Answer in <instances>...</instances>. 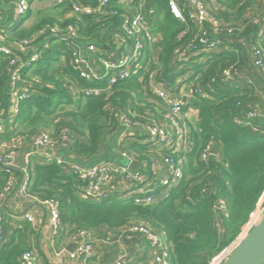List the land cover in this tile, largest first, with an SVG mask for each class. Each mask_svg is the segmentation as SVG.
I'll use <instances>...</instances> for the list:
<instances>
[{"label":"trees","instance_id":"trees-1","mask_svg":"<svg viewBox=\"0 0 264 264\" xmlns=\"http://www.w3.org/2000/svg\"><path fill=\"white\" fill-rule=\"evenodd\" d=\"M19 1L0 0V11L5 14L0 24L2 43H21L51 27L65 30L72 26L82 41L94 43L99 51H109L106 46L114 45L125 15L117 2L105 7L107 15H77L73 13L74 1L96 9L100 0H62V3L52 0V6L60 13L44 16L39 11L38 21L24 28L36 0H27L28 13L16 21ZM179 1L186 8L189 0ZM203 1L208 21L202 26L190 21V11H185L186 22L176 19L168 0H155L150 9H144L160 36L153 50L147 51L148 59L156 56L159 60L158 65H151L150 72L157 70L160 79L171 87L177 86L179 79L187 78L189 86L206 91L205 97L189 102L184 108L185 112L195 111L197 119L186 117L193 146L188 153L179 155L186 162L182 179L151 206H138L118 196L91 202L83 198L78 176L65 165L54 160L30 161L28 198L39 202L57 200L61 205L62 228L57 240L71 239L87 230L102 244L109 238L118 240L122 236L124 245L146 249L145 236L125 232L133 224L143 223L164 238L170 264H210L238 239L250 221L264 194V70L255 65V50H264L260 26L264 0ZM113 11L117 14L112 15ZM62 18L66 21L62 22ZM214 22L219 24L217 31ZM230 30H234L232 34ZM203 32L212 35L217 45L199 59L180 63L179 52L191 43H198ZM48 33L38 40L42 44L40 60L23 71L33 95L24 101L16 123L7 128L24 129L33 141L42 133H50L68 152L93 162L105 154L126 151L146 164L144 173L156 176L154 166L170 155L168 150L138 132L119 145H113L112 141L122 132L117 119L120 112L135 122L146 123L163 120L160 113L167 114L169 108L150 91V72L142 74V79L140 75L120 81L106 94L77 96L71 90L74 83L80 82L74 47L58 38L46 42ZM11 61V56L0 55V103L7 98ZM231 67L236 72L223 82L224 71ZM213 78H217L216 84H212ZM2 111L4 106L0 105V118ZM250 111L258 112V116L249 121L246 117ZM207 145H213L218 154L203 161L201 154ZM13 179L14 173L0 168V193ZM221 200L226 201L227 209L216 211ZM1 212L4 221L0 264H21V256L35 249L36 230L27 221L14 224L9 214ZM140 254L135 251L132 260H141Z\"/></svg>","mask_w":264,"mask_h":264},{"label":"built area","instance_id":"built-area-1","mask_svg":"<svg viewBox=\"0 0 264 264\" xmlns=\"http://www.w3.org/2000/svg\"><path fill=\"white\" fill-rule=\"evenodd\" d=\"M62 3V0H58ZM155 0H100L98 8L84 6L73 2V13L77 15H92L95 13L107 15L105 7L112 2L117 4L125 11L124 21L121 24L120 32L116 34V41L113 46H106L109 51H99L97 46L91 42H84L78 31L70 26L65 30L59 27H51L49 30L41 32L39 36L32 40H24L21 43L5 44L0 42V55L11 56V74L8 81L7 98L0 105L4 106L0 118V136L6 132L7 126H13L21 114L24 101L30 98L33 93L29 91L31 84L23 77L25 68L34 66L41 57L39 39L49 32L44 40L58 38L74 47V63L79 74V81L71 87L77 96L93 97L106 94L111 91L120 81L130 80L145 72H150L151 65H158V57L148 59L147 51L153 50L157 43L158 34L155 33L154 24L144 9L147 4ZM15 19L20 20L29 11L27 0H20L16 4ZM168 6L172 15L186 22L185 11L189 12V19L198 26L204 25L208 21L206 3L203 0H189L187 7L184 8L179 0H168ZM150 9V8H149ZM128 12V13H126ZM116 15L117 12H111ZM68 18V17H66ZM5 20V14L0 11V24ZM65 22L62 18V22ZM261 35H264V15L260 20ZM216 29L219 24L214 22ZM234 30H230L232 34ZM207 32H203L198 43H191L185 50L179 52L178 61L187 63L193 59H199L205 53L210 52L216 45L217 40L211 38ZM46 44V43H45ZM17 48V49H16ZM256 67L264 70V50H255ZM236 70L231 67L224 71L222 81L227 82L232 78ZM187 78L179 79L178 85L171 87L164 79H160L159 72L154 70L149 74L148 85L150 91L158 96L169 108L167 114L160 113L163 120H154L150 123L135 122L123 112L117 114L119 125L122 129L119 144L134 133L143 134L149 142L156 143L162 149L168 150L170 155L162 157L157 166H154L156 176L144 173L146 164L138 171H132L130 164L137 161L126 151H119V162H101L91 167H84L77 164L59 162L65 168L74 172L82 183L81 190L83 198L91 202H103L113 196H118L121 200H130L138 206H151L156 203L158 197L169 192L184 175L186 165L185 159L179 156L181 153H188L193 146L191 130L186 122L197 116L192 109L185 112L184 108L189 102L196 101L199 97H205L206 91L203 88L189 86L185 81ZM217 78L212 79V84H216ZM81 83H85L87 87ZM76 96V97H77ZM256 111L247 113V120L255 119L258 114ZM192 122V121H191ZM241 123V121H238ZM59 145L50 133H42L34 139V146L37 149H45ZM213 145H207L201 154L203 161H208L212 154ZM139 162V161H138ZM0 168L12 174L18 169L17 151L15 146L7 145L5 149L0 148ZM27 174V170H22ZM30 179H23L19 194L28 198ZM14 182L11 180L4 190L0 193V201H3L13 190ZM39 202V201H38ZM46 207L49 213V226L53 237H58L61 232V205L57 200L40 202ZM264 194L262 195L256 211L252 214L250 221L243 228L238 239L226 247L221 253L216 255L210 264H225L234 250L239 246L248 233L260 223L264 216ZM216 211H225L227 203L221 200L215 207ZM24 220L35 224V218L31 214H26ZM4 217L0 210V240L3 238ZM133 234H141L146 237L148 242V253L153 258L155 264H170L168 247L164 238L152 231L148 225L135 223L125 231ZM123 237L118 240L104 241V244H123ZM76 244L74 252L70 254L72 259L84 257L91 260L95 256V237L87 230H81L73 237ZM21 264H39L36 251L25 252L21 256ZM116 264H129L125 256L117 259Z\"/></svg>","mask_w":264,"mask_h":264},{"label":"crops","instance_id":"crops-1","mask_svg":"<svg viewBox=\"0 0 264 264\" xmlns=\"http://www.w3.org/2000/svg\"><path fill=\"white\" fill-rule=\"evenodd\" d=\"M51 8L52 5L49 1L36 0L31 6L32 16L24 23L23 27L29 28L36 23L40 16L39 11H44V16L46 14L49 15L48 13L52 11ZM54 11L56 10L54 9ZM158 37L160 36L158 35ZM205 60H207V58H205ZM7 127L6 132L0 136V148L5 149L7 145L15 146L18 169L14 171V188L3 201H0V210L9 214L14 224L25 221L24 217L26 214H31L35 218V224H30L32 225V229L36 230L33 244L35 248L34 251H36L38 255L39 264H116L117 259L121 256H125L127 261L129 260V263L135 251L141 252V260L138 259L134 261L133 259V264H155L147 248L143 249L138 246L129 247L124 244H106L108 247H103L102 245L105 244H102L100 241H96L95 243V256L93 259L88 260L84 257L76 260L72 259L70 257L72 252H70L69 249H75L76 244L73 238H64L62 240H57V237L54 238L49 226V213L46 207L36 200L31 201L29 198L22 197L19 194V188L23 179L29 177L28 172L26 174L22 170L26 169L28 171L27 166L30 161L54 160L58 163L65 162L91 167L98 164V162H119L120 159L117 152L105 154L94 162L83 160L68 152L67 147L64 145L37 149L34 146L33 139L30 138V134L26 133V130L17 131L16 129L14 131ZM15 128H17V126ZM119 140L120 135L113 138V145H119ZM31 239L32 238H30V240Z\"/></svg>","mask_w":264,"mask_h":264},{"label":"water","instance_id":"water-1","mask_svg":"<svg viewBox=\"0 0 264 264\" xmlns=\"http://www.w3.org/2000/svg\"><path fill=\"white\" fill-rule=\"evenodd\" d=\"M150 7L151 3H148L147 8ZM212 154L214 156L218 154L216 148L212 149ZM141 168V162L135 161L130 164L132 171H138ZM73 250L74 248L69 249L70 252ZM225 264H264V216L242 240Z\"/></svg>","mask_w":264,"mask_h":264},{"label":"rangeland","instance_id":"rangeland-1","mask_svg":"<svg viewBox=\"0 0 264 264\" xmlns=\"http://www.w3.org/2000/svg\"><path fill=\"white\" fill-rule=\"evenodd\" d=\"M50 2H51V5H53L52 0H50ZM51 10H52V11H50V12L48 13V14L51 15V16L60 13L59 11H58V12H57V11H54L53 6H52ZM43 13H44V11H43ZM46 15H47V14H46ZM9 35H10V34H8L7 37H9ZM190 73H191V71H190ZM187 76H188V75H187ZM195 118H196V117H195ZM196 119H197V118H196ZM194 121H195V120H194ZM263 206H264V205H263Z\"/></svg>","mask_w":264,"mask_h":264}]
</instances>
